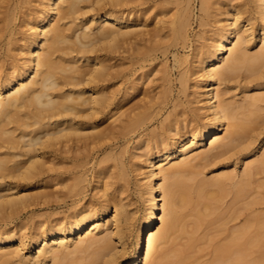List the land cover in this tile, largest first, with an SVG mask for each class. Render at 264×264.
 I'll return each instance as SVG.
<instances>
[{"label":"bare ground","instance_id":"6f19581e","mask_svg":"<svg viewBox=\"0 0 264 264\" xmlns=\"http://www.w3.org/2000/svg\"><path fill=\"white\" fill-rule=\"evenodd\" d=\"M155 1L106 0L119 6L98 10L92 20L81 13L94 0H57L56 5L52 0H7L0 9V264H109L113 251L122 253L118 264H264V148L258 135L264 130V84L259 82L264 51L245 41L246 34L250 41L256 39V29L264 21V0H250V12L233 4L236 11L227 15H239L241 23L251 17V26L244 29L223 18L225 9L218 0H198L194 39V0H161L166 7H176L165 37L163 29L153 32L149 27ZM135 4L144 12L135 11ZM105 12L107 16L99 19ZM231 34L237 39L224 44ZM136 35L146 36L144 43H155L162 35L164 54L179 44L191 47V58L173 52L174 67L179 68L177 92L173 69L166 62L161 70L151 69V74L161 72L160 84H154L160 92H150L153 78L140 88L146 71L131 77L138 70L139 51L146 47L143 37L138 42L141 50L131 41ZM37 41L40 47L34 52ZM121 46L129 53L120 59L129 61L114 65L115 53L111 54ZM221 52H226L223 60L230 70L217 73L219 81L211 84L210 70L204 69ZM16 80L18 86L5 94L4 86ZM157 116L158 124L144 134L151 137L133 140L131 154L146 196L159 190L163 203L159 215L143 217L128 251L123 233L126 211L108 190L115 177L110 174L101 182L103 172L98 171L94 188L102 200L95 202L86 190L88 165L98 160L96 154L108 140ZM105 117L111 123L103 127ZM61 133L68 135L56 140ZM48 136L53 140L45 143ZM250 141L249 151H241ZM108 146L110 151L99 161L116 163L117 177L124 180L123 162L112 144ZM257 148L255 158L244 159ZM33 161L37 163L27 182L17 181ZM109 203L116 209L112 216L96 219ZM187 207L194 217L190 222L184 220ZM90 219L95 224H89ZM201 229L206 231L203 240ZM183 234L187 238L180 243L177 239ZM41 240L33 253V245ZM204 240L211 251L201 260L204 255L200 258L197 247Z\"/></svg>","mask_w":264,"mask_h":264},{"label":"rangeland","instance_id":"374dc122","mask_svg":"<svg viewBox=\"0 0 264 264\" xmlns=\"http://www.w3.org/2000/svg\"><path fill=\"white\" fill-rule=\"evenodd\" d=\"M232 3L237 5L238 7H241L243 10H246V12H250L252 9V4H251L250 0H233ZM152 4H153V7H152ZM152 4H151V7H152L151 10L152 11H151V13H149V16L147 15L148 16V23H150L149 27H150V29H152L153 32L156 30L163 29L164 31L161 34L164 35L163 33L167 31V30H165L166 29L165 26L166 27H167V25L169 26L168 20L171 18V14L175 11L176 7L171 6V5H168V7H166L167 5H165V2H163L161 0L152 2ZM173 7H175V8H173ZM199 7H200L199 1L194 0L192 2V8L194 11V15L192 17V26H191V32H190L191 33V36H190L191 39L195 36L194 34L199 29V25H198L199 21L197 19V15L200 13ZM135 8H134L135 11H137L139 9L141 12H144V10H141L142 6H140L138 4H135ZM171 10H173V11H171ZM140 11L137 12L139 14V20L141 19V16H142V13ZM140 14H141V16H140ZM213 22H214V20H213ZM214 23H212V24H214ZM167 29H168V27H167ZM137 35L135 36L137 39L133 38V40H131L132 42L135 41L134 43H136V42L138 43L140 41V39H142V37H143L142 35H141L142 37H140V36L138 37ZM162 35L160 36L161 39H162ZM144 37L147 38L146 36H144ZM144 37H143L142 41L144 40ZM164 37H165V35H164ZM161 39H158L160 41L159 43H158V40H156L155 43H153L154 41L153 42L151 41L152 44L150 43V41L149 42L146 41L147 44L150 43L148 45L146 43H144V41H143L144 46H146V47L142 46L144 49L142 47H140L143 44L138 43V45H139L138 48L140 47L143 50H141L139 48L141 50L139 52H142L141 56L140 55L137 56V57H139L140 62L138 60L135 61V59H134V61L137 62V65H135V69L137 68L138 70H135L134 75H132L131 77L135 78L136 75L139 76L142 72H144V73L147 72V76L142 81V84L145 82H146V84H143L144 87L142 84H141L142 87H140V86L139 87L145 88V86L147 85L149 80H151L153 78L154 83L150 84L149 87L150 86L152 87V90L150 92L155 91L156 85L160 84L159 82H160L161 78L158 79V77H160L161 72H157V74H151L152 73L151 69L156 68V70H161V69H163V66L166 62V63H168L170 69H173L172 79L174 80V83H173L174 84V90H175V92H177L178 84H179L178 80H177L179 68L174 67L173 52L178 50L180 56L189 55V58H191L190 53H191L192 49L187 44H186L187 46L185 45V47H183L182 44H179L177 46L169 47L167 53L164 54L165 48H163V46L165 47V40H164L165 38H163L162 41H161ZM142 41H141V43H142ZM197 43H199V42H197ZM122 44L125 48L129 49L131 47L127 43H125V45H124V43H122ZM155 44H156V46H155ZM123 46H121V47H123ZM124 47L120 48L119 51L112 52L111 55H113L115 53L113 56L115 59L113 58L111 60L112 64L116 63L114 65H117L119 63V62H117V60L118 61L121 60L122 64L125 63L127 65L126 62L129 61L128 59H127V61L125 60V62H123L124 61L123 59H120V57L123 56V58H124V56L128 55V53H129V51L126 52L127 50ZM145 48L148 51L151 50L150 53L146 52L147 50ZM130 51H131V49H130ZM103 52H105V51H103ZM165 55H167V56H165ZM137 57H136V59H137ZM121 63H119V64L121 65ZM140 65H142L143 67H141ZM118 66H117V68H118ZM129 67L126 66L125 68L128 70ZM117 68L115 67V69H117ZM122 69H123V66H122ZM122 69H120V70H122ZM126 69L123 71L126 72L127 71ZM122 78H124V77H122ZM123 80L125 81L127 79L124 78ZM154 84H156V85H154ZM149 89H151V88H149ZM157 89H158V91H157ZM156 91L160 92L161 89L159 90V87H158V88H156ZM158 119H159L158 116L152 120H151V118H149L148 120H146V122L144 121L143 124H138L136 126V128H134L135 132L133 131L132 127H130V128L128 127L129 130L125 131L126 132L124 134L125 136L120 135L118 137V139H116V140H108L106 142L104 150H101L98 154H96V156H98V158H97L98 160H96V161L94 160V162H92L88 165L89 172L87 174L88 183H87L86 190H87V193L89 194V196L95 202L102 200L101 194L99 193V190L97 188H94L97 185L96 180H98V179L96 178V175H97L98 171L102 170V172H103V174H101V176H100L101 182L108 181L109 180L108 176L110 174H112L115 177V179L112 180L115 183L113 182V184L108 188V190H109V192H111L110 197L115 196L116 199L124 205V211H126V216L123 218V233H124L125 240L127 243L128 251L132 250L134 247V242L136 239L138 228L142 222L143 217L145 216V205H146V197H147L145 187L143 185L144 180H140V178L142 177L141 174H139L138 171H135V167L132 166V165H134L133 162L135 159L132 158L131 143L133 142V140L138 139L140 135H144L146 132L150 131L154 126H156L158 124ZM179 119H181V117H179ZM109 122L111 123V119H108L107 117H105L103 119L102 126L103 127L106 125L108 126ZM134 126H135V124H134ZM130 129H132V130H130ZM144 136H146V135H144ZM149 136L151 137V134ZM149 136H146V137L149 138ZM108 142H111V143H108ZM108 144H112V146L114 147V152H118L119 159L122 160V162H123L125 172L127 173V174L125 173L124 180H122V178H120V177H117L119 168L116 167L117 165L115 166L116 163H114V162H108L107 163V162H100L99 161L106 151H110L111 148L108 146ZM122 149H123V151H122ZM184 213H185L184 215H186L184 220H186L187 222L189 220L191 221L194 218L191 207H187L186 209H184ZM189 225H191V224H189ZM189 225L187 226L189 228L188 230H191L192 226H189ZM216 225H218V224H216ZM210 229H211V227H210ZM201 230H199V231H201ZM204 230L205 229H203L201 231V233L199 232V236L201 235L200 238L202 240H203V236H204L203 234H204V232H206ZM206 230H209V228H206ZM212 232H214V231L212 230ZM220 233L221 232H218L217 234L221 235ZM217 234H215V235H217ZM209 235H210V232H209ZM211 235L214 236V233ZM186 238H187L186 235L183 234V237L180 236L179 240L177 239V241L180 243H183L186 241ZM207 243L208 242L204 240V241H200L198 244L197 249H200L201 252L199 250V254H198V252L196 254L200 255V258L202 257V255H204V257H202L203 259L201 258V260L207 259L210 256L211 248L207 247V245H208ZM193 254H195V253H193Z\"/></svg>","mask_w":264,"mask_h":264},{"label":"snow or ice","instance_id":"6c2138e0","mask_svg":"<svg viewBox=\"0 0 264 264\" xmlns=\"http://www.w3.org/2000/svg\"><path fill=\"white\" fill-rule=\"evenodd\" d=\"M57 0H52V4L56 5ZM219 4H222L224 6L225 9V15H224V19H227L229 21L235 20L236 23L240 24V29H244L245 25H249L251 26L252 20L251 17H245L243 22L241 23V17L239 15L233 17L231 15H227V13H231V12H235L236 11V7L233 5V3L231 2V0H218ZM7 4V0H0V9H2L4 6H6ZM119 5L112 3V4H108L106 3V0H94V3H88L87 5H85V7L88 9L86 12L81 13V15L86 16L89 18V20L92 19H96L97 17L95 16V13L100 10V9H105V8H115L118 7ZM123 7H129V5H124ZM55 13L53 12L50 17H49V22L51 21V19L54 17ZM107 16V13H103L99 19H104ZM89 20H86L85 23H88ZM46 24H41L40 27H46ZM228 27L231 29L233 28V25L231 23H229ZM240 29H233V32L240 30ZM246 31V30H245ZM237 39L235 34H231V35H226L225 38L223 39V43L227 44V45H231V43L233 41H235ZM245 41L248 43H251L252 48L256 49L259 48L261 51H264V21L261 22V24L259 25V27H257L256 29V39L254 42L250 41L248 39L247 34L245 35ZM40 43L41 41H37L35 43V45L33 46V51L35 52L37 49H39L40 47ZM105 43H107V41H105ZM226 54V52H221L220 55L218 56V58H214V59H210L208 61V64L205 67V71H209L210 70V75H209V83L211 84H216L219 81V77L216 75L217 73L223 72V71H229V67H228V62L223 60V56ZM216 65H220L219 68H216ZM96 71H99V69H97ZM28 75H31V72H29ZM24 79H27V77H24ZM93 77L89 76L88 80L92 81ZM261 84H264V75L260 76V81ZM246 83H251V81H246ZM19 84V80L13 81L11 84H6L3 88V92L5 94L11 92L14 88H16ZM236 81H233V86H235ZM212 108H215V104H211L210 105ZM87 119V118H85ZM65 135H68L67 133H61L60 136L55 137L56 140H59L61 138H63ZM253 137H255L257 135V133H252ZM258 135L261 137V145L260 148H264V130L260 131L258 133ZM188 139H192L191 134H189ZM53 137L52 136H48L46 138L45 143L52 141ZM205 143H207V141H205ZM252 147V143L251 141L244 145L241 148V151L244 152H248L249 149ZM260 148H257L255 151H252L249 155H246L244 157L245 160H249V159H253L255 158L259 153H260ZM162 158V157H161ZM37 163L36 161H33L32 164H29L27 168H25L23 170V172L21 173V175L15 177V179L17 181L20 180H24L25 182H27V176L28 174L32 171L33 168V164ZM218 163H224L226 164V161H219ZM229 167H231V165H228ZM49 167H51L49 165ZM145 167H147V165H145ZM241 167H245V165L242 163ZM149 175H151V173H149ZM13 179L12 177H9V180ZM160 179H163V177H159L156 179L155 183L159 184ZM150 191V190H149ZM160 196H161V192L159 190H156L154 192V194L149 195L146 197V205H145V215H159L161 208H160V204L163 203L162 200H160ZM154 201V203H153ZM108 210L106 212H102L101 215L97 216L96 219H99L100 221L105 220L107 217H111L113 211H115V207L113 204L109 203L108 204ZM89 224H95V220L90 219L89 220ZM85 227H87V225H85ZM144 236H147V221L145 222V232H144ZM48 239H51V237H48ZM12 243H16V241H12ZM41 243H43V240H41L40 242L36 243L33 245V248L31 249V251L33 253H35L36 249H38L41 245ZM143 238H142V245L141 247H143ZM17 256L20 255L19 250H17ZM122 253H120L119 251H113L111 256L109 257V264H118V257L121 255ZM28 264H32L31 261L28 262ZM48 264H52L51 261L48 262ZM124 264H129V261H124Z\"/></svg>","mask_w":264,"mask_h":264}]
</instances>
